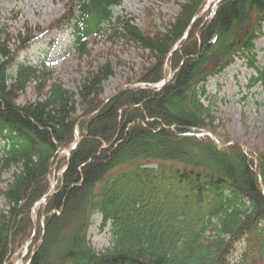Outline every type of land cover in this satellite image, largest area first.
Masks as SVG:
<instances>
[{"label":"trees","instance_id":"obj_1","mask_svg":"<svg viewBox=\"0 0 264 264\" xmlns=\"http://www.w3.org/2000/svg\"><path fill=\"white\" fill-rule=\"evenodd\" d=\"M123 1L67 0L51 24L72 30L82 58L102 38L139 52L109 100V60L89 63L72 91L45 62L17 61L42 28L27 25L13 53L0 45V171L11 174L0 264H13L35 219L26 264H264V153L220 134L207 87L236 62L251 70L248 88L264 87V0H220L194 22L205 0H185L170 22L145 30L114 14ZM32 83L36 99L20 103ZM95 216L108 229L103 248L89 235Z\"/></svg>","mask_w":264,"mask_h":264},{"label":"rangeland","instance_id":"obj_2","mask_svg":"<svg viewBox=\"0 0 264 264\" xmlns=\"http://www.w3.org/2000/svg\"><path fill=\"white\" fill-rule=\"evenodd\" d=\"M67 0H0V45L5 44L13 53L17 50L19 32L25 27L34 30L42 28V33L36 34V41L18 52L20 61L37 64L48 60V67L54 71L55 77L61 79L67 88L77 91L82 78L91 67L110 61L114 74L104 83L103 97L109 98L126 85V80L137 71L142 62L139 52L132 46L112 44L105 38L90 44L89 59L79 57L72 48V37L69 30H58L51 24L65 13ZM185 0H124L114 7L116 16H133L135 24L145 30L151 25L162 27L179 12V2ZM208 1V7H215L218 0ZM211 6V7H212ZM259 60L264 62V36L258 40ZM123 49V50H122ZM92 59H95L91 61ZM85 60V61H84ZM251 70L240 62L226 69L222 75L209 80L208 91L216 96L214 110L220 118L219 132L229 140L239 143L246 151L253 149L264 153V87L255 85L248 88L247 80ZM35 84L26 88L20 103L36 99ZM225 134V135H224ZM58 176V173H57ZM11 174L0 171V212L6 207L1 191L5 189ZM56 180V173H54ZM89 235L95 246L103 248L108 245V233L100 232L99 219ZM21 250L13 258L17 264H24ZM23 259V260H22ZM14 264V263H13Z\"/></svg>","mask_w":264,"mask_h":264},{"label":"bare ground","instance_id":"obj_3","mask_svg":"<svg viewBox=\"0 0 264 264\" xmlns=\"http://www.w3.org/2000/svg\"><path fill=\"white\" fill-rule=\"evenodd\" d=\"M65 152H67V149L63 150V153H65ZM37 231H38V223H37V220H35L33 233L31 235V237L28 239L25 247H29L30 242H32L33 239L35 238V236L37 235ZM42 238H43V235L41 237V240H42ZM239 251H240V249H239ZM233 257H234V260H238L239 259V252L235 253V255ZM13 263L17 264L16 261Z\"/></svg>","mask_w":264,"mask_h":264},{"label":"water","instance_id":"obj_4","mask_svg":"<svg viewBox=\"0 0 264 264\" xmlns=\"http://www.w3.org/2000/svg\"><path fill=\"white\" fill-rule=\"evenodd\" d=\"M199 16H200V14L197 13L196 17H199ZM51 193H52V191L45 197V199H47Z\"/></svg>","mask_w":264,"mask_h":264}]
</instances>
